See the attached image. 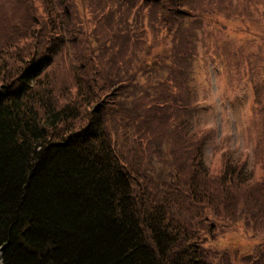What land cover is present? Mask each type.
I'll list each match as a JSON object with an SVG mask.
<instances>
[{"label": "trees", "instance_id": "trees-1", "mask_svg": "<svg viewBox=\"0 0 264 264\" xmlns=\"http://www.w3.org/2000/svg\"><path fill=\"white\" fill-rule=\"evenodd\" d=\"M84 3L91 29L74 0H0L1 264H209L201 239L217 221L264 234V108L253 110L252 161L226 150L214 172L212 131L193 125L204 10ZM253 89L264 101V85ZM162 125L174 128V184L140 188L146 169L136 174L131 158L149 169ZM117 133L131 141L125 152Z\"/></svg>", "mask_w": 264, "mask_h": 264}, {"label": "rangeland", "instance_id": "rangeland-1", "mask_svg": "<svg viewBox=\"0 0 264 264\" xmlns=\"http://www.w3.org/2000/svg\"><path fill=\"white\" fill-rule=\"evenodd\" d=\"M187 1L204 10L205 23L209 20L210 29L209 35L202 36L192 69V85L199 103L193 125L212 131L204 152L205 164L210 171H218L221 154L226 150L251 162L261 134L259 119L253 110L264 108L263 99L254 102L253 89L254 85H264V0ZM74 3L84 28L91 29V16L84 0H74ZM240 47L242 51L235 53L236 59L226 56L232 48ZM160 52L161 47L154 50V54ZM148 62L157 65L158 60L151 57ZM61 74L62 71L57 72V76ZM181 120L179 116L175 122ZM173 129L166 125L160 128L164 136L156 142L149 169L143 166L145 161L131 158L136 174L146 169L145 180L138 175L134 178L140 188L153 185L171 190L174 181L169 175L174 174V165L170 163L168 149L175 139ZM116 140L117 147L124 152L131 146V141L119 133ZM259 166L255 168L257 175ZM214 227L211 234L201 239L209 264H264L263 232L252 231L243 223L230 220L217 221Z\"/></svg>", "mask_w": 264, "mask_h": 264}, {"label": "water", "instance_id": "water-1", "mask_svg": "<svg viewBox=\"0 0 264 264\" xmlns=\"http://www.w3.org/2000/svg\"><path fill=\"white\" fill-rule=\"evenodd\" d=\"M1 250H2V249L0 248V261H1Z\"/></svg>", "mask_w": 264, "mask_h": 264}]
</instances>
